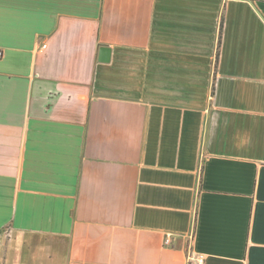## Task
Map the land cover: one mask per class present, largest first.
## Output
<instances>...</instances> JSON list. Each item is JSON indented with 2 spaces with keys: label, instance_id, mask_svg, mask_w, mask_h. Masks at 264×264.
<instances>
[{
  "label": "crops",
  "instance_id": "crops-1",
  "mask_svg": "<svg viewBox=\"0 0 264 264\" xmlns=\"http://www.w3.org/2000/svg\"><path fill=\"white\" fill-rule=\"evenodd\" d=\"M0 50V264H264V0H0Z\"/></svg>",
  "mask_w": 264,
  "mask_h": 264
},
{
  "label": "built area",
  "instance_id": "built-area-1",
  "mask_svg": "<svg viewBox=\"0 0 264 264\" xmlns=\"http://www.w3.org/2000/svg\"><path fill=\"white\" fill-rule=\"evenodd\" d=\"M3 55V51L0 50V56ZM3 233L8 236L9 235V230L6 228L3 230ZM1 239L2 236L0 234V244H1ZM171 238L169 236L166 237L165 243L168 244L170 243ZM206 261V256L204 253L195 251L193 247L188 248L187 250V263L188 264H205Z\"/></svg>",
  "mask_w": 264,
  "mask_h": 264
},
{
  "label": "water",
  "instance_id": "water-1",
  "mask_svg": "<svg viewBox=\"0 0 264 264\" xmlns=\"http://www.w3.org/2000/svg\"><path fill=\"white\" fill-rule=\"evenodd\" d=\"M110 56V49L107 47H102L101 49V60H108Z\"/></svg>",
  "mask_w": 264,
  "mask_h": 264
},
{
  "label": "trees",
  "instance_id": "trees-1",
  "mask_svg": "<svg viewBox=\"0 0 264 264\" xmlns=\"http://www.w3.org/2000/svg\"><path fill=\"white\" fill-rule=\"evenodd\" d=\"M221 26H222V24H221ZM222 29V28H221Z\"/></svg>",
  "mask_w": 264,
  "mask_h": 264
}]
</instances>
